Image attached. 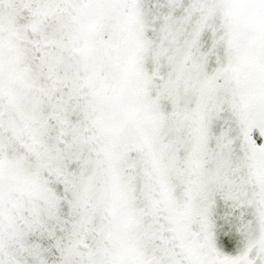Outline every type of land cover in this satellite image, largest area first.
<instances>
[{"label": "snow or ice", "instance_id": "obj_1", "mask_svg": "<svg viewBox=\"0 0 264 264\" xmlns=\"http://www.w3.org/2000/svg\"><path fill=\"white\" fill-rule=\"evenodd\" d=\"M0 264H264V0H0Z\"/></svg>", "mask_w": 264, "mask_h": 264}]
</instances>
